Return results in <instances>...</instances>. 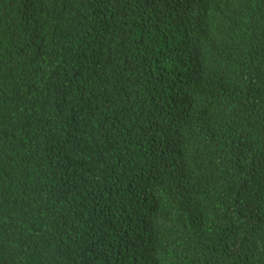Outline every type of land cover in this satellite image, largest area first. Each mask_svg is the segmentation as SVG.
<instances>
[{"label": "trees", "instance_id": "1", "mask_svg": "<svg viewBox=\"0 0 264 264\" xmlns=\"http://www.w3.org/2000/svg\"><path fill=\"white\" fill-rule=\"evenodd\" d=\"M0 264H264V0H0Z\"/></svg>", "mask_w": 264, "mask_h": 264}]
</instances>
